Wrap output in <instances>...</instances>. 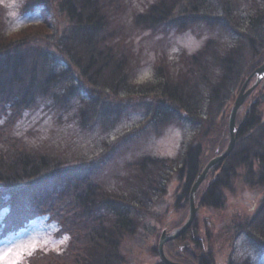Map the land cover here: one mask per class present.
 <instances>
[{
    "label": "trees",
    "instance_id": "16d2710c",
    "mask_svg": "<svg viewBox=\"0 0 264 264\" xmlns=\"http://www.w3.org/2000/svg\"><path fill=\"white\" fill-rule=\"evenodd\" d=\"M34 6L41 9L40 23L52 28L42 43L35 35L11 39L0 4V207L8 208L0 217V234L17 230L34 213H48L70 235L69 250L34 253L28 264H127L121 245L125 235L137 233L135 206L164 193V177L145 180L150 170H162L179 159L178 173H185L179 199H188L202 168L199 137L215 126L242 81L264 59V0H148L132 10L129 22L138 31L194 26L209 31L194 52H184L177 60L161 57L154 67L157 79L143 85L134 84L135 51L127 43L130 35L124 25L115 20L125 11L124 0H23L20 5L24 11ZM137 86L141 94L133 93ZM123 92L127 94L121 96ZM150 92L166 99L150 120L151 131L187 119L194 122L196 136L178 158L146 154L127 163L125 172L113 178V190L95 176L101 159L78 164L85 158H70L74 149L66 139L54 142L48 137L28 144L14 134L20 114L39 105L58 123L70 120L77 131H86L118 119L129 103L133 108L154 99ZM134 94L143 100L134 102ZM246 107L236 123L231 153L211 167L210 173L216 172L201 195L196 192L201 205H223V189L240 165L245 166L243 178L264 189V111L257 101ZM254 216L264 219V195ZM258 222L264 236V222ZM193 238L198 261L175 260L214 264L209 249ZM37 258L42 261L33 263Z\"/></svg>",
    "mask_w": 264,
    "mask_h": 264
},
{
    "label": "rangeland",
    "instance_id": "374dc122",
    "mask_svg": "<svg viewBox=\"0 0 264 264\" xmlns=\"http://www.w3.org/2000/svg\"><path fill=\"white\" fill-rule=\"evenodd\" d=\"M21 1L23 0H0V4L5 8L6 30L11 39L31 38L35 35L34 38L42 43L44 38L50 37L52 28L47 27L45 23H40L43 20L40 7L34 6L24 11L20 7ZM146 1L148 0H124L125 11L115 18L117 24L124 25L123 31L130 35L127 43L135 51L133 55L135 68L132 78L134 84L142 85L157 79L154 67L161 57L165 56L166 60L173 58L177 60L184 52H194L202 46L209 32L202 26H194L183 31H138L129 22V18L132 10L142 8ZM24 33L27 36L23 35ZM31 33L34 34L31 35ZM254 79L255 77L250 79L247 88L253 84ZM133 91V93H142L138 86ZM236 93L220 117L216 119L214 117L216 114L210 116L216 119L215 126L198 139L202 145L201 170L212 156L220 154L227 146L228 114ZM263 93L264 84L260 81L242 103L236 114V123L241 119L244 107H248L252 101H257L264 111ZM125 94L127 92H123L121 96ZM149 95L154 99L149 97L150 99H145L143 103L133 108L129 106V103L125 107L126 111L118 119L96 123L86 131H77L70 120L58 123L52 113L39 105L20 114L13 125L14 134L23 137L28 144L48 137L53 138L54 142H58L60 138L66 139L74 149L69 157L74 155L76 156L74 158L78 160L85 158L78 164L82 165L84 162L87 164L89 159H101L100 167L94 170L95 176L101 184L103 183V186L115 189L116 184L113 178L120 172H125L127 163L136 161L146 154L178 158L196 136L197 129L194 122L187 119L182 122H168L159 130L151 131L150 120H153L152 117L154 118L159 110L163 109L166 100L160 107L158 103L162 101L156 94L150 92ZM130 99L138 102L139 99L143 100V97L134 94ZM206 122L205 120L204 124ZM179 164L178 159V162L162 170L153 167L150 175L145 179L147 181L151 177L160 179L164 177L161 182L165 187L164 193L159 192L156 194L157 199L154 200V197L144 199L141 204L135 206L138 219L137 233L125 235L121 245L127 264H160L162 259L159 257L157 245L162 231L165 230L170 235L188 218L189 196L188 199H179L185 181V173H178ZM244 169V165L235 167L236 174L231 178L229 185L223 189L225 200L222 206L206 207L201 205L199 197H196V217L190 227L176 238H171L164 243L163 249L169 259L175 260L174 257H176L187 259L189 262L198 261L194 258L198 253L193 240V237H196L204 243L205 250L209 249L214 257V264H227L229 260L243 263L246 261L247 264H264V236L258 228V220L264 222V219L254 216L256 209L262 203L264 189L257 184L250 185L243 178ZM210 170L205 177L206 180L204 178L201 181V184H204H200L201 188L196 190L199 195H201L202 187L209 183L216 172L212 170L210 173ZM131 178L135 179L136 176L133 175ZM7 210L8 208L2 205L0 217L6 215ZM29 217L17 230L6 235L0 234V264H28L29 257L34 253L41 255L43 251L62 252L66 249V252L69 250L70 235L60 230L61 223L56 218L48 213H34ZM41 261L42 258H37L33 260V263Z\"/></svg>",
    "mask_w": 264,
    "mask_h": 264
},
{
    "label": "water",
    "instance_id": "95a60500",
    "mask_svg": "<svg viewBox=\"0 0 264 264\" xmlns=\"http://www.w3.org/2000/svg\"><path fill=\"white\" fill-rule=\"evenodd\" d=\"M252 77H255L254 82L252 85H250L249 88H247V86L249 84L248 82L250 81V79ZM260 81L262 84H264V59L262 60L260 65H258L253 70H251L250 74L242 81L241 86H240L238 92L236 93V97L231 104V108H230V111L228 114L229 119H228V123H227L229 140H228L227 146L225 147V150H223L220 154H216V155L212 156L210 161L201 170V173H199L193 181V184H192L191 189L189 191L190 209H189V213H188V218L181 225L180 228L171 232L170 235H168L165 230H163L162 234L160 235V240H159V243L157 245V249H158L159 257H160V259H162L164 264H185L184 262L182 263V262H179V261L174 260V259H172V260L169 259L166 256L165 251L163 249L164 243L167 240H171V238H176L177 236L182 234L184 231H186L190 227V225L192 224L193 220L195 219V217H196L195 214L197 211V204H195V199H196V194H197L196 190L200 186L201 181L208 174L209 169H211V167L213 165H215L219 161H222L221 159H224L225 157H227L231 153L232 148L234 147L236 139H237L236 133H237L238 127L236 124V118H237L236 114H237L238 110L241 108L244 100L250 95L249 93L251 92V90ZM262 97L264 99V93L262 94ZM158 99H160L162 101V103H164L166 100L165 98H158Z\"/></svg>",
    "mask_w": 264,
    "mask_h": 264
}]
</instances>
